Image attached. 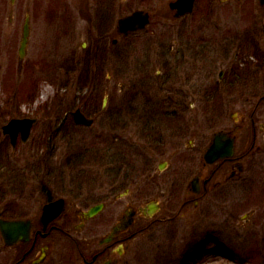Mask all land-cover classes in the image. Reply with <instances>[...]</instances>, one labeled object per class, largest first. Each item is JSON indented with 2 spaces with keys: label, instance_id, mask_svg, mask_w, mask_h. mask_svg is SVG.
Wrapping results in <instances>:
<instances>
[{
  "label": "rangeland",
  "instance_id": "rangeland-1",
  "mask_svg": "<svg viewBox=\"0 0 264 264\" xmlns=\"http://www.w3.org/2000/svg\"><path fill=\"white\" fill-rule=\"evenodd\" d=\"M169 1L0 0V191L29 216L44 189L67 187L70 235L52 232L49 264H90L81 252L89 260L127 209L136 214L124 235L134 234L115 264H264V5L196 0L175 17ZM136 8L150 24L113 43L117 17ZM76 108L94 123H73ZM145 110L159 117L139 118ZM26 114L36 122L13 151L1 125ZM241 122V180L220 170L191 191L194 175L214 169L202 157L213 132ZM151 129L164 151L149 157ZM152 199L160 208L144 218L139 207ZM97 202L81 224L78 210ZM201 246L197 260L185 254Z\"/></svg>",
  "mask_w": 264,
  "mask_h": 264
},
{
  "label": "flooded vegetation",
  "instance_id": "flooded-vegetation-1",
  "mask_svg": "<svg viewBox=\"0 0 264 264\" xmlns=\"http://www.w3.org/2000/svg\"><path fill=\"white\" fill-rule=\"evenodd\" d=\"M114 33L112 34V38H114ZM113 42H116V40H113ZM264 77V72L261 75ZM159 116L156 114V112L149 113L148 111L140 112L139 118H158ZM163 122L164 120H158ZM151 122V120H150ZM156 123V122H154ZM160 123V122H158ZM161 125V124H160ZM255 121L252 120V130L254 129ZM248 130V126L245 128V124L236 123L234 124L233 129H226V131H229L230 135L233 136L235 141V150L234 153L231 156L222 158L215 163L213 171H210V174L206 177H202L201 174L194 175L195 181L197 182L195 185H192L191 187H206L208 182L211 180L212 176L215 173H220L219 171L222 170L228 172L226 175V180H233V179H240L241 180V174L244 169V158H246L248 154V150L245 147V142L247 138L245 137L246 131ZM243 132L242 134V131ZM148 153L149 157L156 151H159L160 153L164 151V142L163 137L159 136L160 132L156 130H149L148 132ZM6 143L9 145L10 143V137L4 136ZM21 136L16 137V145L13 151L16 149L19 139ZM116 138V137H115ZM239 146V147H238ZM13 148V147H12ZM190 187V186H188ZM19 193V191H18ZM43 197L42 204L40 211L35 212L34 215H25L22 213V211L19 210V207L15 205H9V202L5 200V195L0 191V220H15V219H27L29 220L31 224L30 229V236L28 240L22 241L19 240L15 243L7 244L5 241L4 236L1 233L0 230V264H45L50 263L52 260V251H51V245L52 241L50 240V236L52 232L57 231L61 234L67 236L70 235V233L67 231V187L63 189V192H50L44 189V194H41ZM61 205V211L53 220H43L41 211L43 205L49 203V202H59ZM14 202V201H13ZM15 204V203H14ZM57 206V204H55ZM141 207H139L140 209ZM78 209L75 211L77 212ZM142 212V215L144 218H146V215H144L145 211L140 209ZM136 210H132L130 212V218L131 223L130 225H133L135 222V212ZM81 210H78L77 213H79V218L84 221L82 216H80ZM127 217V216H126ZM120 218V217H119ZM118 218V219H119ZM121 219V218H120ZM117 221V220H116ZM85 222V221H84ZM83 222V223H84ZM133 223V224H132ZM112 227V226H111ZM130 228V227H129ZM129 228L123 231H119L117 234L113 235V238L107 242L102 244L100 249H96L93 251V253H90L89 260L84 255V252H81V255L83 256V259L85 263L90 264H98L101 262V264H113L115 263V259H119V252H124L127 250V244H125V240H127L130 236L134 234H127L126 233ZM111 230V228H110ZM109 230V231H110ZM18 234V232H16ZM109 234V233H108ZM120 244L123 246L122 248L117 247L120 246ZM8 249H11V251L8 252ZM88 256V255H87Z\"/></svg>",
  "mask_w": 264,
  "mask_h": 264
},
{
  "label": "water",
  "instance_id": "water-1",
  "mask_svg": "<svg viewBox=\"0 0 264 264\" xmlns=\"http://www.w3.org/2000/svg\"><path fill=\"white\" fill-rule=\"evenodd\" d=\"M259 1L261 3H264V0H259ZM193 4H194V0H173L170 2L171 7H175L178 9L177 15L183 14L186 12H190L193 9ZM148 21H149V17H148V14L146 12H144L143 10H136V11L132 12L131 14L120 18L119 28L122 31H128V30H133V29H137V28H143L148 23ZM28 33H29V23H28V18H26L24 26H23V38H22L21 46H20V54L21 55H23V53H24V47H25V44L27 41ZM74 116H75V120L78 122H83L85 124H91V122H92V119L86 118L79 110L75 111ZM24 120H26V123H24L22 125V127H23V130L25 131V134H27L28 130H29L30 122L32 120H29V121L27 119H24ZM223 137H224V134H222L220 132L215 134L214 140L206 152V158L207 159L210 156L215 157L218 155L221 156V155L226 154V152H227V150L225 151L226 141H224ZM229 148H231L230 144H229ZM47 208H48V205H46L44 207V210L46 211ZM100 208H101L100 204L91 207L86 212V216L93 215ZM152 210H153V207L150 206L149 212H151ZM14 223H18V226H20V227L22 226V222H14ZM125 223L126 222H124L123 224L121 223L120 225L115 226L114 230L117 231L118 229L122 228L125 225ZM24 232L25 233L27 232V227H26Z\"/></svg>",
  "mask_w": 264,
  "mask_h": 264
}]
</instances>
